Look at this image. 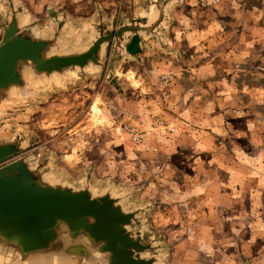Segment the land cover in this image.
Segmentation results:
<instances>
[{
	"label": "rangeland",
	"instance_id": "374dc122",
	"mask_svg": "<svg viewBox=\"0 0 264 264\" xmlns=\"http://www.w3.org/2000/svg\"><path fill=\"white\" fill-rule=\"evenodd\" d=\"M88 1L91 7L83 16L65 8L54 10L38 0L19 3L26 24L33 29L48 32L60 25L70 29H65L68 36L84 41L93 34L95 24L90 21L99 15L107 28H116L121 21L145 20L137 19L138 0ZM98 2L105 5L101 8ZM5 4L0 0V21L6 15ZM119 4L120 8L116 7ZM140 5L144 4L140 1ZM57 16L63 18L57 20ZM165 30L162 45L146 36L142 51L132 58L113 52L111 45L102 71L72 70L65 78L31 83L20 102L0 114V133L25 146L0 165L27 156L76 186L90 182L96 189L111 187L116 192L133 193L128 207H149L134 234L142 241H155L158 264H264V179L257 176L260 170L243 185L242 194L232 191L231 185L227 194L219 190L213 206L217 211L203 222L193 203L179 200L177 186L170 197H155L156 182L163 185L174 170L160 175L162 167L154 164L156 161L151 164L148 157L140 159L144 152L124 129L132 127L143 135L149 131L150 114L158 110H153L150 102L163 105L165 115L158 113L157 118L174 119L168 106L178 97L174 88L181 82L184 88L193 87L202 75L203 96L217 93L225 98L233 88L235 99L245 101L239 110L243 115L248 111L252 137L264 145V0H182L171 8ZM188 36L190 39H183ZM242 49L255 55L242 57L238 51ZM201 67H205L202 73L195 71ZM168 73L173 76L170 86L161 81ZM256 85H261V91L253 90ZM242 90L244 97L238 96ZM137 104H142L143 115ZM201 105L204 112L205 102ZM219 106L221 114L225 102ZM238 118L235 123L240 127L245 117ZM163 137L168 138L162 132L152 142L160 144ZM258 155L251 154L254 164H264V154L261 160ZM179 159L180 155L176 156L174 163L179 164ZM162 189L158 187L156 193ZM3 262L0 259V264Z\"/></svg>",
	"mask_w": 264,
	"mask_h": 264
},
{
	"label": "water",
	"instance_id": "95a60500",
	"mask_svg": "<svg viewBox=\"0 0 264 264\" xmlns=\"http://www.w3.org/2000/svg\"><path fill=\"white\" fill-rule=\"evenodd\" d=\"M171 0H155L148 20L106 27L99 18L84 41L62 26L38 31L14 0L0 21V114L20 102L31 83L65 78L72 70L102 71L109 47L123 58L138 55L146 36L161 42ZM0 133V163L24 150ZM133 193L90 182L76 186L24 156L0 165V259L3 264H158L155 241L134 234L149 207L132 206Z\"/></svg>",
	"mask_w": 264,
	"mask_h": 264
},
{
	"label": "crops",
	"instance_id": "0c3cea01",
	"mask_svg": "<svg viewBox=\"0 0 264 264\" xmlns=\"http://www.w3.org/2000/svg\"><path fill=\"white\" fill-rule=\"evenodd\" d=\"M14 1L22 9L19 0ZM140 1L141 4L143 3L144 5L139 6ZM146 1L148 2L145 7ZM38 2L42 5L49 3L54 10L65 8L72 14H74L73 12H77L75 14L81 16L86 14L85 12H88V7H91L89 6L90 2L88 0H38ZM154 2L155 0H138V4L136 5L138 7L135 9L139 15L137 19H150L153 14ZM181 2L182 0H171L167 4L165 20L161 25L162 27L160 26L161 42L153 38L154 41L160 45L163 44L166 33L165 29L170 23V10ZM98 5L102 8L105 4L98 2ZM116 7L120 8V4ZM249 7L252 6L250 5ZM36 8L37 5L34 6V9ZM141 10H143L144 13L139 14ZM117 15L120 16V14ZM22 16L23 19L27 21L26 16L24 14ZM62 18L63 17L57 16V20ZM99 18L102 19L103 15H99L97 20ZM97 20L90 22L94 25ZM69 24L70 22H68V25ZM63 28L64 30H70L66 27ZM183 39H190V36ZM141 47L143 49L142 43ZM233 49L236 50L238 48L235 47ZM234 50L231 52L238 57L239 55L236 54ZM245 50L246 49L238 50L243 53L242 57L246 55H255L254 52L250 50L245 52ZM203 68L205 67H201L195 71L202 73ZM214 71L215 70L212 68L211 73ZM201 76L195 80L193 87L184 88L181 82L179 87L177 86L174 88L176 91H174V93L175 95L178 93V97L173 98L168 104L169 109L174 113V119H166L164 117L162 118V116L157 118L156 116H158V113L165 115L162 109L163 105L161 102L157 101L152 104L149 99L150 104L154 106L153 110L154 108L158 110H155L157 113L153 112V114H150V124H148L149 131L147 130L148 132L144 134V142L138 146L144 152L139 156L140 159L143 156L148 157L147 159L150 160L151 164L156 161L154 164H159L162 167L160 175H163V171L165 172V170H174L173 175L169 176L167 180H163V185L158 182H156V185L154 184L156 186V190H154L155 197L158 199L160 196L161 200L165 198V196L170 197L177 186L180 192L179 200L181 199L183 204L193 203V207L195 206L196 210H199L202 214L201 218L203 222H205L206 220H210V217L214 216L217 211L213 206L216 205V199L220 197L217 195L219 190L223 192V194H227V192L229 193L230 191L227 190V187L231 185V187L234 188L232 191L235 190V192L239 194L241 191L242 194L245 192L243 185L249 183L253 176L262 177V179H264V164H254L256 161L251 157L252 153H258V157L261 160L264 154V145L262 144L263 141L259 142L252 137V129L248 123L250 121L248 111L247 114L243 115L244 112L241 113L239 110L244 108H241L240 105H244L245 101H240L239 98L235 99V91L233 88L229 89L230 91L225 98L218 96L217 93L216 96L212 97L203 96L206 90L202 88V83H200V81H202ZM214 85L217 86V84ZM244 88L246 87L242 89ZM261 89V85H256L253 88L254 91H261ZM244 94L245 90H242L238 96L244 97ZM222 101L225 102L226 107L222 108L223 110L220 114L218 112L221 109L219 104H221ZM202 102H205L206 106L204 112L202 111ZM230 102L233 105V109L230 108V106H232L229 104ZM258 103H260L259 99ZM137 105L139 106L138 113L143 115V109L141 108L142 104ZM209 105L211 106L209 107ZM242 116L245 117L243 118L245 121H242L243 125L239 127L235 122L240 119L238 117ZM162 132H164L168 138L166 139L163 137L160 144L152 142L156 141V137ZM228 149H230V153ZM179 155V164H175L174 158L176 156L179 158ZM155 156H157L156 159ZM238 162H241V164ZM175 165L178 166L175 167ZM256 170L261 171L257 176ZM240 184H242L243 188ZM158 187H163L159 194L156 193ZM138 192L140 195L141 191Z\"/></svg>",
	"mask_w": 264,
	"mask_h": 264
},
{
	"label": "built area",
	"instance_id": "2783aa9c",
	"mask_svg": "<svg viewBox=\"0 0 264 264\" xmlns=\"http://www.w3.org/2000/svg\"><path fill=\"white\" fill-rule=\"evenodd\" d=\"M172 79L173 76L170 73H168L162 76L161 81L164 85L170 86ZM124 129L125 132L130 136V139L133 143L142 144L144 142L145 136L140 132L136 131L134 128L125 126Z\"/></svg>",
	"mask_w": 264,
	"mask_h": 264
}]
</instances>
